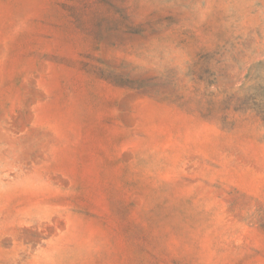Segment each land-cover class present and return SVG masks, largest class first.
<instances>
[{
	"label": "rangeland",
	"instance_id": "rangeland-1",
	"mask_svg": "<svg viewBox=\"0 0 264 264\" xmlns=\"http://www.w3.org/2000/svg\"><path fill=\"white\" fill-rule=\"evenodd\" d=\"M0 264H264V0H0Z\"/></svg>",
	"mask_w": 264,
	"mask_h": 264
}]
</instances>
